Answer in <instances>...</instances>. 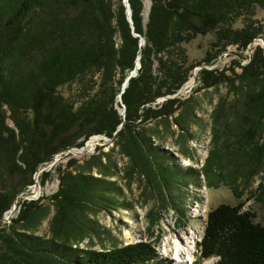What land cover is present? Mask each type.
I'll return each mask as SVG.
<instances>
[{"label":"trees","instance_id":"1","mask_svg":"<svg viewBox=\"0 0 264 264\" xmlns=\"http://www.w3.org/2000/svg\"><path fill=\"white\" fill-rule=\"evenodd\" d=\"M5 1L0 0V168L12 175H33L55 154L80 148L93 135L110 138L123 118L125 122L109 152L98 147V153L82 164L69 159L67 168L59 171L58 189L49 197L54 212L47 234L37 230L49 205L37 199L18 200L16 215L8 223L0 221V264H161L147 241L81 248L85 238L98 235L100 226L94 219L98 211L126 206L120 200L122 187L110 179L116 166L110 152L116 147L127 158L128 176L143 177L164 206L169 202L176 206L170 184L185 182L196 170L181 175L173 154L154 140L189 136L195 107L192 97L153 102L177 92L195 66L212 63L210 57L189 63L183 44L221 22H231L242 5L256 2L264 8V0H150L145 24L142 0H128L138 36L119 0L115 10L112 0H11L8 7ZM260 32L264 35L261 26L228 27L217 32V42H223L222 49L227 44L244 49ZM115 34L120 37L117 46ZM138 56L137 75L129 79L120 103L116 99L121 84ZM234 65L240 72L231 67V76L217 68H201L197 74L201 88L225 81L228 92L235 94L232 104L226 105L225 98L216 103L213 128L222 124L234 130L238 159L245 156L256 167L264 157V140L256 139L264 130L263 50L257 45L245 65L239 61ZM88 73L99 75L91 95L76 104L60 94L61 86ZM115 105L124 107L123 118ZM231 115L235 125L227 122ZM215 156L220 159L216 149L208 155L205 171ZM39 175L47 176L48 170ZM19 185L14 184L11 194H0V218L25 192L27 184ZM242 207L243 203H222L207 213L197 248L202 258L217 257L211 264H264V224Z\"/></svg>","mask_w":264,"mask_h":264},{"label":"rangeland","instance_id":"2","mask_svg":"<svg viewBox=\"0 0 264 264\" xmlns=\"http://www.w3.org/2000/svg\"><path fill=\"white\" fill-rule=\"evenodd\" d=\"M117 1L112 0L114 10ZM119 1L121 2V0ZM5 3L6 7L11 6V0H7ZM142 3V18L145 24L150 0H142ZM248 6L239 7L237 15L231 22H221L215 29L206 34L197 35L188 43L183 44L189 63L195 64L205 57H210L212 63L208 67L225 69L226 75L229 76L232 75L231 67H235V71L239 73L240 68L236 67L234 62L239 61L240 65H245L257 44L264 43L263 33L260 32L257 35L249 50L241 49L235 44H227L222 49L223 42H217V32L228 27L233 30H241L244 28L258 29L261 26L263 30L264 8L256 2ZM145 8H147L146 18H144ZM113 39L115 45H119V35L115 34ZM215 42H217V46L213 48L212 45ZM176 52L174 50L173 53ZM194 68L196 69L194 84L191 85L189 91L179 96L180 99L189 97L193 99L195 119L190 124L189 136L177 137V134H174L164 139L154 140L156 144H160L163 149L173 154L176 159L174 163L181 175H186L189 169L196 170V173L185 178V182L178 179L170 184L171 199L175 200L176 206L173 202L164 206L160 194L152 191L143 177H139L137 174L128 176L125 169L127 158L121 155L115 147L110 152V157L116 164L113 169L114 174L110 179L122 187L123 194L120 195V200H123L126 206L110 212L98 211L94 215V219L100 226L98 235L92 233L91 236L85 238L81 242V248L100 250L115 245L147 241L154 246L159 257L158 261L161 264H170L173 254L170 249L166 250L169 241L171 242L177 234L181 235L185 233V230L193 228L196 230L193 249L196 259L194 264H211L217 257L202 258L197 248L204 234L207 213L211 209L222 203L229 205L243 203L242 210L252 211L255 215L254 221L264 224V157L261 158L260 163L256 164V167L250 164L245 156L238 159L235 150L236 144L232 142L234 130H227L222 124H214V131L212 113L216 103L220 98H225L226 105L232 104L235 94L228 92V84L225 81L216 87L201 88L197 74L200 67L197 65ZM190 77H192L191 73L188 79ZM98 81L97 73L92 77L88 73L81 80L61 86L59 92L77 104L93 93ZM115 108L119 114L122 107L115 105ZM234 118V115L229 116L227 122L230 125H235ZM7 123L9 126H13L10 119H7ZM214 136L217 137L216 140H214ZM256 139L259 143L264 140V130L260 131ZM98 147H101V151L109 152L113 147V140L104 145H96L90 152L80 155L68 153V150L55 154L53 164L47 169L48 175L44 177L39 175L35 182L32 174L24 177L16 173L12 175L0 168V194H11L16 183H20L19 188L23 184H27L24 190L26 193H32V196L27 197L26 200L37 199L41 203L49 205L48 214L40 222L37 230V234L45 235L48 233L49 221L54 212L49 197L58 189L59 171L67 168L69 159H76L77 164H82L90 155L98 153ZM214 149L218 150L220 159L215 156L214 162L211 160L210 169L205 171L208 155ZM70 168L72 169V167ZM167 197L170 200L169 196ZM23 199L25 198H18V200ZM177 206H181V208L177 209ZM195 208L201 210L200 215L195 214ZM18 210L14 211V216Z\"/></svg>","mask_w":264,"mask_h":264},{"label":"water","instance_id":"3","mask_svg":"<svg viewBox=\"0 0 264 264\" xmlns=\"http://www.w3.org/2000/svg\"><path fill=\"white\" fill-rule=\"evenodd\" d=\"M121 2H122L123 6H124V8H125L126 19H127V21L129 22V24H130V27H131L132 32H133V35H134V36H138V34H135L134 31H133V25H132V20H131V11H130V8H129L128 0H121ZM254 40H255V39H253V40L248 44L247 49L250 50L251 46H252L253 43H254V42H253ZM143 44H144V39H143V37L140 36V37H139V45H143ZM257 45L263 50V53H264V43H263V42H260V43L257 44ZM139 59H140V56H138V57L136 58L134 68L129 72V74L126 76V78L124 79L123 83L121 84L120 92H119L118 95H117V101L120 102V103H121V93H122V92L124 91V89L127 87L129 79L137 75V70H138V68L140 67ZM199 67H200L199 69H201V68H205V69H213V68H214V66H210V67H208V66L203 65V64H200ZM191 74H192L193 84H194V82H195V75H196V69H195V68H193V69L191 70ZM184 84H185V83H184ZM190 88H191V87L186 88V87L183 85L182 87H180V88L178 89L177 92H175V93H173V94H171V95H165V96H162V97H158V98L153 102V104L159 103V102H161V101H163V100H165V99L177 98V97H179L181 94H183V93L189 91ZM142 110H143V108L141 107V108H140V112H141ZM119 114L121 115L122 118L124 117V107H122V109H121V111H120ZM124 122H125V120H124V118H123L122 121H121V122L118 124V126L116 127V130L113 132L112 137H110V138H109V137H106V136H103V135H93V136H99V138H100L99 141H98V143H97L96 145H104V144H106L108 141H112V140L114 139V137L117 135L118 131L122 128ZM93 136H90V137L88 138V140H89L91 137H93ZM88 140H87V141H88ZM87 141H86V142H87ZM86 142H85L84 145H83L82 147H80V148H83V147L86 145ZM94 148H95V147H94ZM94 148H93V149H94ZM74 149H77V148H71V149H68V153H72V154L75 155V153H73V150H74ZM93 149H92V150H93ZM64 152H65V151H64ZM61 153H63V152H61ZM57 154H59V153H57ZM54 159H55V157L53 156L51 160H49V161H47V162H44L43 164H41V165L37 168V170H36L35 173L33 174V181H34V182L36 181V178L39 176V174H40L41 172H43V171H47V169L51 167V165H52L53 162H54ZM31 196H32V193H26V192H22V193L18 194V195L15 197V199L13 200V203H12L10 209L7 210V211L3 214V216L0 218V221H2V222H7V223L10 222V219L14 216V215H13L14 211L17 209L18 198H25V199H26L27 197H31ZM30 199H31V198H29V199H27V200H30ZM23 200H24V199H23Z\"/></svg>","mask_w":264,"mask_h":264},{"label":"bare ground","instance_id":"4","mask_svg":"<svg viewBox=\"0 0 264 264\" xmlns=\"http://www.w3.org/2000/svg\"><path fill=\"white\" fill-rule=\"evenodd\" d=\"M147 17V8L144 10V18ZM193 84V78L190 77L184 84L186 88L191 87ZM99 136H93L91 137L87 142L86 145L83 148L73 150V153L76 155L84 154L86 152H90L98 143ZM195 214L200 215L201 210L198 208H195ZM181 234V233H180ZM196 240V230L193 228H190L188 230H185V233L179 235L177 234L173 240L167 245V249H170L173 254L172 261L170 264H194V261L196 260L194 257V244ZM169 260V259H168Z\"/></svg>","mask_w":264,"mask_h":264}]
</instances>
